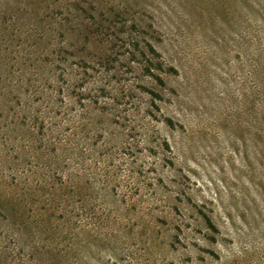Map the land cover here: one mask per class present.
<instances>
[{
  "label": "rangeland",
  "instance_id": "1",
  "mask_svg": "<svg viewBox=\"0 0 264 264\" xmlns=\"http://www.w3.org/2000/svg\"><path fill=\"white\" fill-rule=\"evenodd\" d=\"M0 264H264V0H0Z\"/></svg>",
  "mask_w": 264,
  "mask_h": 264
}]
</instances>
